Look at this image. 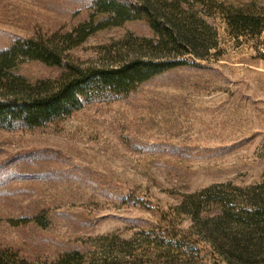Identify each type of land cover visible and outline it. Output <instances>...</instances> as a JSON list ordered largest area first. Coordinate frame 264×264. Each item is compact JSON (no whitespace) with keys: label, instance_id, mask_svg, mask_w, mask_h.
I'll use <instances>...</instances> for the list:
<instances>
[{"label":"rangeland","instance_id":"1","mask_svg":"<svg viewBox=\"0 0 264 264\" xmlns=\"http://www.w3.org/2000/svg\"><path fill=\"white\" fill-rule=\"evenodd\" d=\"M149 1L182 30L198 27L186 65L45 125L0 128V264H264V246L229 263L205 233L218 230L222 205L238 213L264 201V31L236 32L222 13L250 5L264 16V0ZM91 3L0 0V50L71 31ZM137 38L158 41L146 21H130L67 54L83 66L172 57ZM61 71L24 61L16 73L34 82ZM241 217L224 229L244 227L258 244ZM174 234L190 252L160 248Z\"/></svg>","mask_w":264,"mask_h":264},{"label":"trees","instance_id":"2","mask_svg":"<svg viewBox=\"0 0 264 264\" xmlns=\"http://www.w3.org/2000/svg\"><path fill=\"white\" fill-rule=\"evenodd\" d=\"M156 7L157 4H150L149 0H92L88 19L71 31L19 38L8 48L0 50V128L45 125L68 116L96 98L125 96L152 76L186 65L188 62L181 56L189 52L196 54L195 49L198 48L201 36L198 27L191 22L188 30L184 31L176 21L164 18ZM222 13L228 25L236 32L248 31L257 35L264 31V16L250 11V5L226 7ZM141 20L147 22L158 41L153 46L146 38L134 40L143 42L139 45L148 47L151 52L161 47L168 52L172 51V57L156 60L152 54L145 59L137 56L113 66H83L69 59L67 51L79 46L92 33ZM201 25L206 26L205 23ZM24 61H37L46 66L61 68L62 71L54 79L30 82L16 73ZM255 203L253 209L238 213L222 205V215L215 222L218 230H205L206 235L217 244L216 250L221 253L222 259L229 263L232 260L249 261L263 251L264 201ZM236 216H242L247 223L244 225L251 226V232L259 233L258 244L253 243L252 235L244 227L239 233H230L224 229V224ZM174 236L160 240V248L167 253L174 250L191 251L184 239Z\"/></svg>","mask_w":264,"mask_h":264}]
</instances>
